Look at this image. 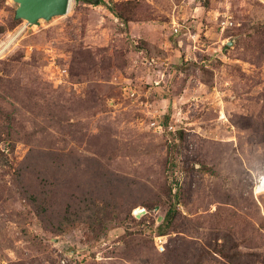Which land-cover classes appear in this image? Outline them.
Here are the masks:
<instances>
[{"label":"rangeland","instance_id":"rangeland-1","mask_svg":"<svg viewBox=\"0 0 264 264\" xmlns=\"http://www.w3.org/2000/svg\"><path fill=\"white\" fill-rule=\"evenodd\" d=\"M17 7L0 0V264H264V0Z\"/></svg>","mask_w":264,"mask_h":264},{"label":"water","instance_id":"water-1","mask_svg":"<svg viewBox=\"0 0 264 264\" xmlns=\"http://www.w3.org/2000/svg\"><path fill=\"white\" fill-rule=\"evenodd\" d=\"M18 7L16 18L24 19L30 24H38L40 20H51L53 17L65 15L71 0H14ZM100 0H94L99 4Z\"/></svg>","mask_w":264,"mask_h":264},{"label":"built area","instance_id":"built-area-1","mask_svg":"<svg viewBox=\"0 0 264 264\" xmlns=\"http://www.w3.org/2000/svg\"><path fill=\"white\" fill-rule=\"evenodd\" d=\"M178 30V27L175 25L174 31L178 32ZM253 194L257 200H259L261 195H264V174L259 175V177L255 180ZM163 238L164 236L162 235L155 237V244L160 251L165 250V242Z\"/></svg>","mask_w":264,"mask_h":264},{"label":"bare ground","instance_id":"bare-ground-1","mask_svg":"<svg viewBox=\"0 0 264 264\" xmlns=\"http://www.w3.org/2000/svg\"><path fill=\"white\" fill-rule=\"evenodd\" d=\"M71 3H72V0H71ZM71 5V4H70ZM13 43V42H12ZM10 45V44H9ZM11 46V45H10ZM5 47V46H4ZM7 49H8V47H7Z\"/></svg>","mask_w":264,"mask_h":264}]
</instances>
